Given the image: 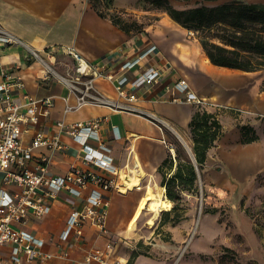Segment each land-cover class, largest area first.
<instances>
[{
	"label": "crops",
	"instance_id": "1",
	"mask_svg": "<svg viewBox=\"0 0 264 264\" xmlns=\"http://www.w3.org/2000/svg\"><path fill=\"white\" fill-rule=\"evenodd\" d=\"M134 1L125 0L127 8H132ZM246 1L264 2V0ZM111 10L113 8H110ZM158 16L153 23L143 26L141 33L137 32L138 30L126 32L108 18L99 16L88 0H0V22L3 26L37 49L49 45L59 48L63 45H72L88 60H96L108 55H116L122 60L138 54L148 42L155 43L159 48L158 62L164 63L168 69L164 71L159 83L138 91L140 99L136 104L143 110L163 118L172 128H161L149 117L137 112L111 110L103 105H82L78 110L64 113V103L60 96H64L66 90L62 85L55 81L39 82L37 79V75L41 73L39 66L34 65L32 68L23 66L17 70L22 75L23 90L32 97L54 95V105L45 119L49 130L56 128L54 126L56 121L62 120L65 124H73L93 118H103L99 127L100 137L111 148L113 164L117 170L114 176L117 183L121 186L124 174L129 178L134 175L142 177L141 182L127 193L117 190L104 192L109 202L106 225L112 241L117 242V253L123 246H130L124 236L135 233L136 228L128 231L127 224L133 216L138 201L146 193L148 185L156 184L165 196L164 187L160 185L161 175L158 167L163 162V158L169 155L166 143L169 142L168 130L176 133V129L189 131L188 123L194 108L215 112L218 119L221 114L217 113L216 106L233 111H242L245 109L244 105L253 110H264V99L255 92L254 86L251 87L249 77L246 75L256 71L239 70L212 63L198 38H191L188 35V29L174 21L165 11H160ZM133 32L135 34L144 32L141 42L134 39L136 35L134 36ZM22 53L20 47L16 46L0 48V61L3 66H8L16 60H21ZM179 76L188 80L192 91L202 99L204 106H199L185 98L174 99L177 94L166 90L165 86ZM2 80L5 78L0 73V81ZM97 85L106 96L117 97L114 89L106 81L101 80ZM18 90L20 89H15ZM238 93L242 97L239 103ZM63 139L69 147L65 155L57 157L59 164L51 165L55 174L66 173L70 164L81 168L90 167L95 172L100 171L76 159L75 152L78 146L67 135L63 136ZM238 141L240 144H237ZM255 142L257 141L241 143L240 130L236 140L232 141L228 138L222 140L225 148L218 153V156L221 157V161L225 160L233 166L232 173L237 179L243 176L242 169L248 162L254 161L258 165H264V151L252 154L248 152L247 145H243ZM94 187V184H89L84 193ZM61 195V198L54 202L50 214L31 221L28 225V228L45 239L57 235L69 209L75 202H79V198L74 196ZM52 219H56L55 224H50ZM38 220H43L47 225L37 226ZM85 230L86 243L71 244L67 257L53 255L47 260L37 259L31 264H72L75 257L84 254L89 246L101 244L106 239L98 235L97 230L92 226L85 225ZM45 248L52 254L56 251L54 245H47ZM133 264L166 263L139 254Z\"/></svg>",
	"mask_w": 264,
	"mask_h": 264
},
{
	"label": "built area",
	"instance_id": "2",
	"mask_svg": "<svg viewBox=\"0 0 264 264\" xmlns=\"http://www.w3.org/2000/svg\"><path fill=\"white\" fill-rule=\"evenodd\" d=\"M15 46L23 51L22 59L8 66L0 61V73L5 78L0 81V264H31L53 255L67 257L71 244L86 243L85 225L92 226L106 239L89 246L72 264H125L126 257L117 253V242L108 234L109 202L104 192L121 191L130 178L124 174L120 186L114 177L117 170L111 148L101 140L99 132L103 118L73 124L56 121V128L49 130L45 119L54 105V95L32 97L23 90L22 75L17 70L36 65L41 72L37 75L39 82L55 81L62 85L66 90L60 96L64 113L78 110L82 105H103L111 110L137 112L161 128H172L163 118L136 104L140 99L138 91L159 83L168 69L158 62V46L148 42L138 54L122 60L116 55L88 60L72 45L34 48L0 22V48ZM59 51L68 58L64 62L67 75L54 66ZM101 80L110 84L117 97L106 96L100 90L97 84ZM165 87L177 94L174 99L185 98L204 106L184 77H177ZM16 88L20 90L15 91ZM66 135L78 146L75 158L100 169L99 172L74 164L64 174L52 171L51 165L59 164L57 157L65 155L69 147L63 139ZM166 143L174 158L173 143ZM89 184L95 187L84 193ZM61 194L79 198V202L69 209L57 235L45 239L28 225L50 214ZM47 245H54L56 251L50 253L45 248Z\"/></svg>",
	"mask_w": 264,
	"mask_h": 264
},
{
	"label": "rangeland",
	"instance_id": "3",
	"mask_svg": "<svg viewBox=\"0 0 264 264\" xmlns=\"http://www.w3.org/2000/svg\"><path fill=\"white\" fill-rule=\"evenodd\" d=\"M197 1L199 0H170L180 8L196 5ZM223 1L228 0H217L214 3ZM95 2L104 13L121 15L126 23L137 22L133 31L138 28L139 33L142 32L140 28L153 23L162 11L160 7L145 0H135L132 8H127L125 0H114L109 9L103 0ZM110 8L113 10L110 11ZM216 31L212 29L202 33L189 30L188 35L195 39L209 37L220 43L214 36ZM132 34L136 35L134 39L137 42L144 38V32ZM66 61L68 58L64 53H56L54 66L63 75H67L68 67L64 65ZM246 75L251 87L254 86L255 92L264 99V67ZM241 100L238 93V103ZM244 107L242 111H233L216 106L217 113L221 114L219 121L226 133L208 152L205 164L201 168L197 167L195 191L185 192L178 208L170 215H163V211H160L154 217L153 225L147 224L153 213L145 209L134 223L135 233L124 236L130 246L122 247L119 251L122 256L128 259L134 248H137L144 252L141 255L146 254L153 260L165 261L166 264H264V165L248 162L242 169L243 176L237 179L232 173L233 166L225 160L221 161L218 156L225 148L222 140H236L238 128L243 123L251 125L258 135L257 142L243 144L247 145L248 152L256 154L264 151V110ZM176 131L177 133L167 131L168 141L173 143L176 154L180 152L181 155L188 154L192 157L190 132L180 129ZM237 144H240L239 141ZM177 214H183L184 217L173 221ZM161 220L165 223L161 224ZM55 221L56 219H52L50 224H55ZM36 225L47 224L38 220ZM139 241L142 242L140 245Z\"/></svg>",
	"mask_w": 264,
	"mask_h": 264
},
{
	"label": "trees",
	"instance_id": "4",
	"mask_svg": "<svg viewBox=\"0 0 264 264\" xmlns=\"http://www.w3.org/2000/svg\"><path fill=\"white\" fill-rule=\"evenodd\" d=\"M95 1L90 0V3L96 13L108 18L122 30L129 32L135 29L136 24L138 25L137 22L126 23L125 19L116 13L100 11ZM103 1L107 9L114 2V0ZM145 1L160 7L188 31L198 30L205 33L216 29L214 36L221 41V44L212 41L209 37L198 38L212 63L245 71H257L264 67V2L228 0L214 3L217 0H199L196 5L180 8L174 6L170 0ZM188 126L192 157L188 154L181 155L180 152L176 154L175 151L174 158L170 154L165 156L158 167L161 175L160 185L164 187L165 197L172 202V208L163 211V215H170L172 211H176L185 192L195 191L197 167L201 168L205 164L209 150L216 145V140L224 133V127L217 114L206 109L194 108ZM239 130L241 143L258 140V135L251 125L243 123ZM183 217V214H177L172 220L179 221ZM160 222L165 223L162 220ZM141 241L138 242L139 245ZM143 253L134 248L125 264H133L136 256Z\"/></svg>",
	"mask_w": 264,
	"mask_h": 264
},
{
	"label": "bare ground",
	"instance_id": "5",
	"mask_svg": "<svg viewBox=\"0 0 264 264\" xmlns=\"http://www.w3.org/2000/svg\"><path fill=\"white\" fill-rule=\"evenodd\" d=\"M141 178L142 177L136 175L132 176V178H130V180L127 182L126 188L121 187V191L127 193L128 190H132L133 187L141 182ZM145 192L146 193L143 195V197L138 201L133 216L127 224L128 231L135 229L134 223L141 216L145 209L148 211L150 210L153 213V215L149 217L147 221V224L153 225L154 217L160 213V211H165L166 209L172 208L171 200L163 196L161 189L156 184L155 186L148 185Z\"/></svg>",
	"mask_w": 264,
	"mask_h": 264
}]
</instances>
